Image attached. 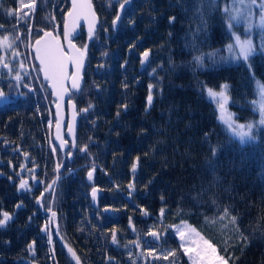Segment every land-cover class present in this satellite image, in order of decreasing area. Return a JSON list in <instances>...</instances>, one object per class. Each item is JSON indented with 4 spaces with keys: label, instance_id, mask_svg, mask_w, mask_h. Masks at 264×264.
Instances as JSON below:
<instances>
[{
    "label": "trees",
    "instance_id": "1",
    "mask_svg": "<svg viewBox=\"0 0 264 264\" xmlns=\"http://www.w3.org/2000/svg\"><path fill=\"white\" fill-rule=\"evenodd\" d=\"M128 1L118 21L125 0H92L97 32L76 40L87 55L71 97L77 147L61 152L32 44L62 37L69 1L0 0V219L11 216L0 264H76L69 248L82 264H190L174 232L182 223L228 264H264V126L242 143L206 92L227 85L236 118L258 119L264 31L245 61L228 48L249 23L229 28L233 0Z\"/></svg>",
    "mask_w": 264,
    "mask_h": 264
},
{
    "label": "snow or ice",
    "instance_id": "2",
    "mask_svg": "<svg viewBox=\"0 0 264 264\" xmlns=\"http://www.w3.org/2000/svg\"><path fill=\"white\" fill-rule=\"evenodd\" d=\"M128 0H125V3H127ZM35 0H32L31 4L24 5L26 7L32 8L34 7ZM239 5V7H237ZM251 5V7H249ZM259 7V12L254 13L253 8ZM91 2L90 0H82V2L77 3V0H73L72 5V11L68 13L69 17L73 18V23L76 20H79L81 17L87 19L89 15H91L93 18L95 17V13L91 12ZM121 8L124 7L123 4L120 5ZM225 13L228 15L229 18V28L234 26V23H240L241 18L244 17L246 19H251L254 15H259V23L258 25H255L256 27H259L261 30H264V0H233V10L230 11L228 8H225ZM233 12L235 14H233ZM9 15H13L14 13L9 12ZM120 17L117 16L116 20H118ZM115 20L113 21V24H115ZM94 26V20L89 21V35L91 36L92 30ZM252 25H250L251 27ZM2 27V26H0ZM52 34L46 32L45 37H51ZM69 36L68 26L66 24L65 26V38L67 39ZM7 39V37H5ZM235 45L229 44L228 48L230 51L233 50L234 47L239 48V57H242L245 61L249 59V57L256 51V48L253 45V41L250 39H244L241 40V37L239 35L235 36ZM70 43V41H69ZM36 58L40 62V70L44 73V77L47 80H50L51 86L53 87V90H65L63 85L64 81L69 79V73H68V64L71 63L75 66L77 72L80 69L83 53H80L79 56L77 55H66L65 52L62 49V45L59 43L58 40H56L55 37H52L50 40H44L43 42L41 40L36 41ZM261 49L264 50V44L260 45ZM79 52V50H77ZM144 60L147 59L148 53L145 52L144 54ZM199 62L200 58H196ZM144 60L141 62L143 63ZM4 67H8V65L5 63ZM16 79H19V76L16 77ZM73 79V86L76 84V77L75 75L72 76ZM151 88V85L149 86ZM227 85H224L223 88L226 90ZM219 95L221 100H218L217 103L220 105V120L227 125L229 129H235L240 128L244 129L247 127L248 131H240L236 132L233 131L234 136H239L241 138V142H244V137H248L249 139H253L251 136V130L253 128L252 124L245 125H234L232 121L231 114H228L225 116V109H224V103L227 101V96L225 95L224 91H221L219 93H216L209 89V96L215 97ZM3 94L0 92V97H2ZM260 96H261V104H260V112L262 114V119L260 121L261 125H264V85L260 86ZM6 99V98H5ZM151 94L148 97L149 103H151ZM223 101V102H221ZM81 151H87V146L84 148H81ZM213 154L215 155V150H213ZM133 171H135V165H133ZM89 179L92 178V173L89 172L88 174ZM21 188L25 187V184L22 183L20 185ZM93 198L95 199V191H93ZM225 214L227 215V210H225ZM3 219H0V227L5 226L6 222L11 219V216L9 213L4 212ZM55 215V213H53ZM232 222H235V218H233ZM151 235L156 236L157 234L155 232L151 233ZM180 236L182 239H184L185 233L183 231L180 232ZM113 243L116 242L115 234H113L112 237ZM191 246L185 247L184 251L186 254L189 255V259L192 260V264H227V262L224 260L223 257L218 256L216 253V248L212 246L207 240H204L202 236L198 232L195 231V229L188 230V241ZM31 247V245H29ZM69 252L72 253V255L75 257V253L72 252V249L69 248ZM171 255H175V253H171ZM77 259V264H79V259ZM165 259H167V256H165Z\"/></svg>",
    "mask_w": 264,
    "mask_h": 264
},
{
    "label": "water",
    "instance_id": "3",
    "mask_svg": "<svg viewBox=\"0 0 264 264\" xmlns=\"http://www.w3.org/2000/svg\"><path fill=\"white\" fill-rule=\"evenodd\" d=\"M70 8L65 15L64 19V24H63V35L62 37L57 36L53 31H48V33H51V37H45V33H43L40 37L35 39V41L32 44V53L34 56L35 63L40 69V62L36 58V41L39 39L42 42L44 40H50L52 37H55L56 40L59 41V43L62 45V49L65 52L66 55H77L79 56L80 53H83L82 57V62L79 71L77 72L75 66L71 63L68 64V73H69V79L64 81V89L65 90H53V87L51 86V81L45 79L44 73L40 70V75L42 80L47 84V88L51 93V97L54 101L53 104V112H54V126H53V133H52V138L55 146L61 151V152H66L69 148H72L73 150L76 149L77 147V131H78V126H79V115H78V110L75 101L71 98L72 94H77L79 93L84 85V71H85V65H86V51L82 48H80L76 44L77 38L80 36L82 28L89 34V21L94 20V26L92 30V35H94L97 32L100 19L99 16L95 10V7L93 5L92 0L91 2V12L95 13V17L93 18L91 15L88 16L87 19L81 17L79 20H76L73 23V18L68 16V13L72 11V5H73V0H68ZM82 2V0H77V3ZM124 7L119 8V17L121 18L124 10L126 7L129 5V1L127 3H123ZM118 19V21L120 20ZM68 26V31H69V36L66 39L65 38V26ZM70 41V43H69ZM79 50V52H77ZM148 58V57H147ZM144 60V55L142 57ZM147 60V59H146ZM144 60L143 63L146 62ZM75 75L76 77V84L73 86V79L72 76ZM92 173V178L88 180L92 181L93 179V172ZM2 176V175H0ZM93 191H95V199L93 198ZM101 196V189L98 187H94L91 192H90V198L92 202V206L97 207L99 203V198ZM74 257V256H73ZM78 258L76 255L74 257V260L77 264V259ZM79 259V258H78ZM79 264H82L79 260Z\"/></svg>",
    "mask_w": 264,
    "mask_h": 264
},
{
    "label": "rangeland",
    "instance_id": "4",
    "mask_svg": "<svg viewBox=\"0 0 264 264\" xmlns=\"http://www.w3.org/2000/svg\"><path fill=\"white\" fill-rule=\"evenodd\" d=\"M251 5H249L250 7ZM237 7H239V5H237ZM226 8H228L230 11V7L226 6ZM253 12L254 13H258L259 12V7H255L253 8ZM233 14H235L233 12ZM243 19H245L244 17H242ZM249 21V23L245 24L243 30L246 32L245 36H242L238 31L234 30V45L236 43L235 41V36L239 35L241 37V40H244V39H250L253 41V45L254 47L256 48L255 46V41H254V36H255V33L257 31H261V29L259 27H256L255 25H258L259 23V15L256 14L254 15L251 19H247ZM240 25L239 23H234V26L232 27V29H235L236 26ZM250 25H252L250 27ZM264 31V30H263ZM262 31V32H263ZM234 51H236V53L239 54V48L238 47H234L233 48ZM256 52V51H255ZM254 52V53H255ZM253 53V54H254ZM261 85H264V83H261V82H258L256 84V90H257V94H256V98L252 101L251 105H252V108L253 110H255L256 112H258L259 114V117L256 121H250V122H241L239 121L236 116H235V113L233 112V110L230 108V105H231V99H230V96L228 94V90L224 89L223 86L219 87L218 89H212V88H207L206 92H207V95L209 96V89H211L212 91L216 92V93H219L221 91H224L225 92V95L227 96V101L224 103V109H225V116H227L228 114H231V117H232V121H233V124L234 125H245L247 126L248 124H252L253 125V128L251 130V136L253 137V139H249L248 137H244V142L243 143H246V142H250V141H254L255 140V136L253 134V130L255 128H257L258 126H264V125H261L260 124V121L262 119V114L260 112V104H261V96H260V86ZM209 98L216 104L217 108H218V118H219V121L221 123H223L221 120H220V116H221V112H220V105L219 103H217L218 100H221V98L219 97V95L215 96V97H211L209 96ZM5 100V98H2V101ZM223 102V101H221ZM224 124V123H223ZM225 125V124H224ZM227 127V125H225ZM227 129L230 131V133L233 135V131L235 130L236 132H240V131H248L247 127H245L244 129H240V128H235V129H229L227 127ZM236 138H238L240 141H241V138L239 136H235ZM190 229H195L194 227H192L191 225L187 224V223H182V224H179V225H176L174 227V232L180 242V244L182 245L183 247V250L185 249V247H190L191 245L187 242L188 241V230ZM183 231L185 233V236H184V239L181 238L180 236V232ZM196 232H198L196 229H195ZM199 233V232H198ZM200 234V233H199ZM200 236H202L200 234ZM203 237V236H202ZM204 238V237H203ZM204 240H206L204 238ZM210 243V242H209ZM211 244V243H210ZM213 246V245H212ZM214 247V246H213ZM185 252V251H184ZM216 253L218 256H220L216 250ZM187 255V258L190 262V264H192V260L189 259V255L190 254H186ZM225 260V259H224ZM226 261V260H225ZM227 262V261H226ZM228 264V263H227Z\"/></svg>",
    "mask_w": 264,
    "mask_h": 264
}]
</instances>
